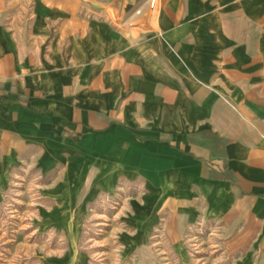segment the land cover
<instances>
[{"label": "crops", "instance_id": "0c3cea01", "mask_svg": "<svg viewBox=\"0 0 264 264\" xmlns=\"http://www.w3.org/2000/svg\"><path fill=\"white\" fill-rule=\"evenodd\" d=\"M93 2L0 0V184L45 149L75 197L133 190L142 256L211 222L263 262L264 0Z\"/></svg>", "mask_w": 264, "mask_h": 264}, {"label": "rangeland", "instance_id": "374dc122", "mask_svg": "<svg viewBox=\"0 0 264 264\" xmlns=\"http://www.w3.org/2000/svg\"><path fill=\"white\" fill-rule=\"evenodd\" d=\"M124 7L120 3L116 10L120 20L134 9L125 12ZM43 155L45 149L37 148L0 184V264L245 263L250 249L229 253L219 225L211 222L192 224L181 246L159 225L144 247L150 252L142 256L145 244L132 246L127 239L135 229L126 222L124 206L133 190L126 186L91 198L75 197L77 181L65 161L46 162ZM254 249L248 264H264L259 248Z\"/></svg>", "mask_w": 264, "mask_h": 264}, {"label": "water", "instance_id": "95a60500", "mask_svg": "<svg viewBox=\"0 0 264 264\" xmlns=\"http://www.w3.org/2000/svg\"><path fill=\"white\" fill-rule=\"evenodd\" d=\"M136 2H138L139 0H135ZM135 7V3L134 2H129V3H127L126 4V6H125V11L127 12V11H129L130 9H132V8H134Z\"/></svg>", "mask_w": 264, "mask_h": 264}, {"label": "bare ground", "instance_id": "6f19581e", "mask_svg": "<svg viewBox=\"0 0 264 264\" xmlns=\"http://www.w3.org/2000/svg\"><path fill=\"white\" fill-rule=\"evenodd\" d=\"M154 1H155V0H153V3H152V4H154Z\"/></svg>", "mask_w": 264, "mask_h": 264}, {"label": "built area", "instance_id": "2783aa9c", "mask_svg": "<svg viewBox=\"0 0 264 264\" xmlns=\"http://www.w3.org/2000/svg\"><path fill=\"white\" fill-rule=\"evenodd\" d=\"M152 3H153V0H152Z\"/></svg>", "mask_w": 264, "mask_h": 264}]
</instances>
